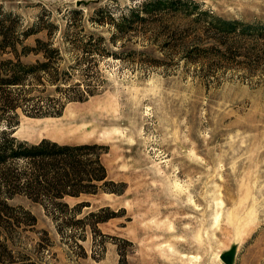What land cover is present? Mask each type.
I'll return each mask as SVG.
<instances>
[{"label":"rangeland","instance_id":"374dc122","mask_svg":"<svg viewBox=\"0 0 264 264\" xmlns=\"http://www.w3.org/2000/svg\"><path fill=\"white\" fill-rule=\"evenodd\" d=\"M145 1L0 0V32H33L0 47L35 65L27 96L83 97L53 116L4 109L19 116L13 135L98 144L109 180L66 195L55 218L5 197L23 209L0 216V264H225L233 245L234 264H264V0H192L190 18L133 21ZM199 9L257 29L234 44L208 16L192 23Z\"/></svg>","mask_w":264,"mask_h":264},{"label":"trees","instance_id":"16d2710c","mask_svg":"<svg viewBox=\"0 0 264 264\" xmlns=\"http://www.w3.org/2000/svg\"><path fill=\"white\" fill-rule=\"evenodd\" d=\"M189 3L194 8L189 9ZM193 3L192 0H172L169 3H164L163 0L145 1L141 8L132 11L131 16L133 21L145 22L148 16L152 17L172 8L184 12L183 17L190 18L198 6ZM143 12L146 14H142ZM203 16L210 18L209 23L218 33L227 38L233 37L234 44L238 43V38L244 37L246 32L257 29L253 24L226 19L200 9L191 17V22H199ZM31 33L33 32L30 30L21 36H9L6 32H0V47L12 44L17 48L19 43L24 44ZM42 42L43 40L37 39V44ZM38 46L33 48L23 45V53L27 54L30 50L38 52ZM49 50L51 54H58L60 51L57 48ZM15 54L16 61L0 58V216L7 209V215H11L15 207L23 209L20 205H10L5 199L22 193L42 205L53 206L54 209L47 212L54 217L58 208H70L68 203L63 201L66 195L77 196L81 193L96 192L99 187L109 182L107 169L101 158L103 151L99 150L98 144H61L46 138L38 143H30L13 135V127L18 124L19 116L16 114L13 121L11 115L3 112L4 109L15 110L21 107L30 116H53L60 114L68 102L83 98L71 95L68 89H59L61 98H66L65 101L51 96L28 97L30 91L26 88L37 76V69L34 64L24 63L18 51ZM44 54L48 57V52L44 51ZM47 64L49 63L43 61L44 67L39 71L48 72ZM10 185H13V189H8ZM26 213L29 214V211Z\"/></svg>","mask_w":264,"mask_h":264},{"label":"water","instance_id":"95a60500","mask_svg":"<svg viewBox=\"0 0 264 264\" xmlns=\"http://www.w3.org/2000/svg\"><path fill=\"white\" fill-rule=\"evenodd\" d=\"M237 247L233 245L230 249L222 252L220 258L225 262V264H234L236 257Z\"/></svg>","mask_w":264,"mask_h":264}]
</instances>
